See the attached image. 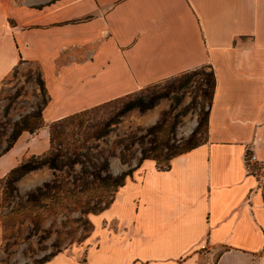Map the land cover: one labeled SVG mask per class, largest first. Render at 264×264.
<instances>
[{
	"label": "crops",
	"instance_id": "1",
	"mask_svg": "<svg viewBox=\"0 0 264 264\" xmlns=\"http://www.w3.org/2000/svg\"><path fill=\"white\" fill-rule=\"evenodd\" d=\"M19 63L41 73L43 125L0 155V182L48 150L54 120L200 66L214 77L205 140L165 169L131 164L85 242L41 264H264V178L243 165L246 149L264 162V0H0V82Z\"/></svg>",
	"mask_w": 264,
	"mask_h": 264
},
{
	"label": "rangeland",
	"instance_id": "2",
	"mask_svg": "<svg viewBox=\"0 0 264 264\" xmlns=\"http://www.w3.org/2000/svg\"><path fill=\"white\" fill-rule=\"evenodd\" d=\"M38 72L39 68L35 63H19L0 82V132H3L0 150L5 145L13 122L28 115V124L43 125L41 117L29 116L41 108L42 102L46 100L45 90L39 88L36 82ZM205 78H209V69L206 66L197 67L101 104L90 109L83 117V125L78 133L71 128L70 122L63 121L52 126L54 142L61 141V146H71V142L77 145L81 139L88 138L95 128L107 126V134L98 144L105 154H114L108 157L111 170L119 166V142L127 135H141L147 127L159 120H162V124L161 129L156 132L158 139L169 136L171 128L173 139L170 140L169 151H179L188 145L181 141L189 135L198 121V130L191 142H201L205 138L202 120L208 107V95L201 91L199 83ZM158 91L167 92L168 95L159 99L152 108L144 111L132 108L119 113L123 102L131 95L144 96ZM51 123L47 124L49 132ZM136 149L137 145H134L130 150L123 151L125 155L135 151L129 164L135 163L139 156ZM162 152L166 150L162 149ZM161 158L162 156L156 163L157 167L165 165ZM46 168L48 176L28 188L19 190L16 187L12 191L5 179L0 182V264H39L43 258L57 251L72 253L89 235L90 213L82 214L80 207L85 196L91 192H76L78 187L71 184L72 171L69 168ZM74 170H77V166ZM43 182L54 184L52 188L46 189L45 197L27 202L26 193Z\"/></svg>",
	"mask_w": 264,
	"mask_h": 264
},
{
	"label": "trees",
	"instance_id": "3",
	"mask_svg": "<svg viewBox=\"0 0 264 264\" xmlns=\"http://www.w3.org/2000/svg\"><path fill=\"white\" fill-rule=\"evenodd\" d=\"M36 82L39 88L44 89L40 71L38 72ZM185 82L188 83L187 80H185ZM199 84L201 86V91L205 92L206 95H208L209 107L214 88V77L211 68H209V78L201 79V82ZM167 95V92L159 91L151 92L150 94L144 96L131 95V97L127 98L123 102L119 113L121 114L132 108H136L139 111L150 109L154 105H156L159 99H161L162 97H167ZM112 100H109L107 102H110ZM45 103L46 100L42 102L41 108H38L35 113L29 114V116L41 117V109L45 105ZM101 104L92 106L90 108L75 112L73 114L52 121L50 125V132L48 130V150L43 154L30 156L29 158L25 159L24 161L11 168L4 178L9 188L12 191H15V182L19 178H21L24 174L28 173L29 171L38 169L42 166H46L51 170H61L62 167H67L70 169V171H72L71 184L76 185L74 187H78L76 192L81 194L84 192H91L88 196H85L80 207V212L82 214H96L108 207V205L113 199L115 191L123 185L125 178L129 176L132 171V167L131 164H129V161L133 158V154L135 153V151L125 155L123 152L124 150H130L131 148H133L134 145H137L136 152L139 153V156L136 159V165H138L143 159H152L155 161L156 164L159 161V157L162 156L161 161H163L165 165L163 167L158 168L165 169L168 166L169 160L173 156L188 151L205 140L204 138V140L201 142H191L194 135L197 133L199 126L198 121L196 126L189 133V135L183 141H181L184 144L188 145L179 151L171 152L169 151L171 149L170 140L173 139V136L171 134V128L169 136L164 139H158L156 136V132L161 129L162 124V120H159L156 123L147 127L141 135L137 137H135V135L133 134L127 135L124 139L119 142L120 149L118 150L117 158L118 161L121 164H125L127 168L118 173H113L108 163V157L113 156L114 154L109 152H106L105 154L103 149H101L98 144V141L107 134V126L95 128V130L91 132L88 138H83L80 142H78L79 140L77 139V145L74 142H71V146H67L66 144L64 146H61V141L54 142V136L52 131V126H57L61 122L66 121L68 123L70 122L71 128L76 130L78 133V131L82 128L83 125V117L90 111V109L100 106ZM207 110L202 120L205 133ZM26 117H28V115L20 118L18 121L13 122L11 132L8 135V138L5 140V145L0 150V155L9 149V147L12 145V143L21 131H27L29 133H32L40 127L38 125L28 124L26 121ZM74 120L77 121L74 123ZM60 134H62V132H60ZM2 135L3 132H0V137ZM162 149H165L166 152L163 153ZM75 166H77L76 171L74 170ZM53 184V182H43L40 186H36L34 189L29 190L25 195V200L27 202H35L38 200L39 197H45L44 193L46 189L48 190L52 188ZM95 193H98V195H91ZM57 252L50 254L49 257L43 258L39 262V264L43 263L44 261H47Z\"/></svg>",
	"mask_w": 264,
	"mask_h": 264
},
{
	"label": "built area",
	"instance_id": "4",
	"mask_svg": "<svg viewBox=\"0 0 264 264\" xmlns=\"http://www.w3.org/2000/svg\"><path fill=\"white\" fill-rule=\"evenodd\" d=\"M243 165L246 174L264 178V162L256 158L253 151L246 149L243 154Z\"/></svg>",
	"mask_w": 264,
	"mask_h": 264
}]
</instances>
